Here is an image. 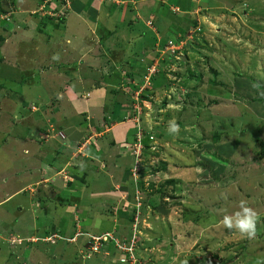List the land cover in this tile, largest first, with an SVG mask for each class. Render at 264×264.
<instances>
[{"label":"rangeland","instance_id":"rangeland-1","mask_svg":"<svg viewBox=\"0 0 264 264\" xmlns=\"http://www.w3.org/2000/svg\"><path fill=\"white\" fill-rule=\"evenodd\" d=\"M95 1L0 0V264H124L108 240L87 253L85 232L129 241L133 223L134 264H264V0ZM177 34L178 52L158 49ZM69 88L100 99L103 137L133 119L118 128L131 150L37 156L41 130L76 114ZM241 200L260 215L252 240L221 223Z\"/></svg>","mask_w":264,"mask_h":264},{"label":"crops","instance_id":"crops-1","mask_svg":"<svg viewBox=\"0 0 264 264\" xmlns=\"http://www.w3.org/2000/svg\"><path fill=\"white\" fill-rule=\"evenodd\" d=\"M90 1H91L92 5H95V6L97 5L95 0H90ZM161 1L164 2V5L166 6L167 3L165 1H169V2L171 1L172 2L173 0H161ZM176 1H178L180 5L183 3V0H176ZM192 1H193V3H195V0H191V2L188 3V5H190L189 7H192ZM169 7L172 8V6H169ZM177 7H179V6L177 5ZM159 8L160 7H155V9H156L155 13H157L156 16L158 14H160L161 12H163V11L160 12ZM84 9L85 8H83V12H84ZM185 10H188V8L186 7ZM80 11H82L81 8L79 9V12ZM160 18H161V16L159 15V19ZM161 19H164V18H161ZM28 24L30 25V23H28ZM160 29H161L160 25L157 26V30L159 31ZM25 30H28L27 31V33H28L31 31V28L25 29ZM71 32L73 33V31H71ZM68 34H70V33H68ZM177 37L179 38L180 35L177 34L176 36H173V37L161 39V41H159V43L158 42L156 43V46H158L159 50H162L164 47L167 46L166 43L177 44V43H180L181 41L184 42L182 40V38H180L179 40H176ZM157 38H159V37H157ZM167 40H169V42H166ZM139 62H141V63L138 66L145 68L144 63H142L141 60ZM129 64H128V66H129ZM126 78H127L126 81L128 83L130 79H128V77H126ZM68 91H71L69 96L67 95ZM64 93H65L64 94L65 95V102L71 103V105L75 109L76 114L73 112H70V118L69 119L64 118L67 121V122H64V125H62V124L57 125L53 121H51V123H54L55 125H57V128L60 130V132H62L63 134L65 133V135H67V137L65 139H62L63 141H61V139L58 138V135L56 133H52V134L50 133V134H48L47 137H45L46 136L45 130L47 127L42 129L41 130L42 134L44 132L45 133L43 136L41 134V137H40V139L41 138L43 139V141H41L42 142L41 146H39V144L36 146L35 151L37 153V156L42 157V153H44V150L48 151V152H49V150H53L55 152H59L61 150L65 154L69 155L72 150H74L75 148L81 147V144H83V141L85 139H87V140L91 139L92 140V142H90L89 145L86 147L87 150L88 151L90 150V153H92L91 156H97L98 155V157L102 159L106 155V153H104L106 151L105 150L102 151V149L111 148V146L112 147L115 146L116 149H119L120 152H123V150L125 152L124 148H127V147L123 146L121 143L128 140V135H129L128 130L132 129L133 127L129 128V129L127 128L124 130H120V131L118 128L125 123L133 124V119H127L126 121L115 123L114 124L115 127L113 129V132L109 135L106 134V137H103L104 133L102 135H100V133H98L99 130H94V132H92L90 129V127H92V126L95 129H98V128H96L97 120L95 119V117H96V109L99 108L98 105H100V103H101L100 99L96 98V96L94 95V91H91V90L86 91V89H84V91H82V89L78 91L77 89L74 90L72 88L71 89L69 88L68 90H65ZM93 99H95V100H93ZM115 108L122 109V106H119V107L115 106ZM113 111H115V110H113ZM113 111H112V113H113ZM112 115H115V114L113 113ZM74 116L78 117V118H76L75 122H73ZM80 117L83 118L81 121L82 123L77 122ZM60 120H63V118ZM60 120H58V121H60ZM55 122H57V121H55ZM112 141H113L114 145L110 144ZM35 151L33 152V155H34ZM51 155H53V154H51ZM117 156H118V158L114 157V159L118 164L117 165L118 170H120V168H122L121 165L123 166L124 164H125V168H126V163H125L126 158L125 157L127 155L123 154V156H121V155H118V153H117L116 157ZM54 159H56V156H53V160H50L51 164H53L56 161ZM116 159H118L119 162ZM68 160H69V158H68ZM88 161H89L88 163L92 166V168H95L97 170L100 169L99 172L102 173L101 168L99 166H97V164H95V165L91 164V162L93 161V157L92 158L88 157ZM127 188L128 187L126 186V184H124V182L121 181L120 189H119V187H118V189L114 188L112 190V192L115 193V190H118V193L116 192V194H119V192L121 193V192H124V190H128Z\"/></svg>","mask_w":264,"mask_h":264},{"label":"clouds","instance_id":"clouds-1","mask_svg":"<svg viewBox=\"0 0 264 264\" xmlns=\"http://www.w3.org/2000/svg\"><path fill=\"white\" fill-rule=\"evenodd\" d=\"M145 68H147V66H145ZM257 86L258 85H254V87H257ZM168 130L171 134H178L179 133V124L174 120L170 121ZM64 137H65V135H64ZM69 211L72 214L73 210H69ZM259 221H260L259 213L252 206H250L247 201L241 200L239 202L238 209L236 211H234L231 214L223 215L221 223L225 229H228L230 231L235 230L242 237L249 239V240H252V239H255L257 236V224ZM131 225H132V234L135 233V235L138 239V233H136L137 232L136 231V223H133ZM85 234L98 235L96 233H90V232L89 233L85 232ZM101 234H103V233H101ZM119 239L124 240L123 237H119ZM103 245H105V244L103 243ZM112 245H113V248H115V250L117 252V256H118V259L120 262V256L122 253L116 249L114 244H112Z\"/></svg>","mask_w":264,"mask_h":264},{"label":"built area","instance_id":"built-area-1","mask_svg":"<svg viewBox=\"0 0 264 264\" xmlns=\"http://www.w3.org/2000/svg\"><path fill=\"white\" fill-rule=\"evenodd\" d=\"M168 48L172 53H175L176 51L178 52V50H180V46L173 44V43L172 44L169 43ZM152 71H153L152 68L150 69L147 68V74L145 77L148 78V80L152 74ZM58 134L61 138L64 137V134L62 132H58ZM86 235L90 237L88 241L89 243L88 252L89 253L90 252L94 253L95 251H98V249H100V247L103 245V242L105 243L107 240H110L113 242L116 249L122 253L120 256V262L124 264H134L136 262L137 256H136V251L134 250V246H136L137 244V237L135 233L132 234L129 241H125L123 239H117V237L113 236L109 232H106L100 235H89V234H86Z\"/></svg>","mask_w":264,"mask_h":264},{"label":"trees","instance_id":"trees-1","mask_svg":"<svg viewBox=\"0 0 264 264\" xmlns=\"http://www.w3.org/2000/svg\"><path fill=\"white\" fill-rule=\"evenodd\" d=\"M188 3H189V0H183V3L181 4L182 6H183V8H185V6L187 5L188 6ZM186 9V8H185ZM196 24V23H195ZM198 28H199V26H197V27H195L194 28V31L195 30H198ZM200 29V28H199ZM185 51V50H184ZM145 74H144V78H145ZM143 96V95H142ZM115 106H117V107H119L120 105L119 104H116ZM113 113L115 114L116 112L115 111H113ZM97 127V126H96ZM98 128V127H97ZM98 130V129H97ZM60 131V130H59ZM64 135H65V133H64ZM67 137V135H65V137H63V138H61L60 136H58V138H60L61 139V141H63L62 139H65ZM111 145L113 144V141L110 143ZM123 146H126V147H128L129 148V150H131V148H132V143H130V142H128V140L127 141H124L123 143H121ZM114 145V144H113ZM262 146H261V152H260V156H264V143H262L261 144ZM70 182V183H69ZM72 182H75V183H79L80 182V184H84V181H83V177H79L78 178V176L76 175V176H74L73 177V179H72V181H68V183L69 184H73ZM65 205H67V207H72L73 205L71 204V203H66ZM121 210H123L122 209V207L120 206L116 211H117V215L119 214L120 215V212H121ZM134 211V210H133ZM70 213V212H69ZM69 220V219H68ZM71 223H73L75 226H77V224L75 223V220H73V221H71V220H69ZM103 220H101V219H98L97 218V225H99L100 226V224H101V222H102ZM53 227V226H52ZM97 234L98 235H100L101 234V232H97ZM85 235V234H84ZM88 236V235H87ZM88 239L87 240H85V242H84V247L86 248L88 245H89V243H88V241H89V239H90V237L88 236L87 237ZM104 243V242H103ZM108 243L110 244L111 243V241L110 240H108ZM137 243H138V239H137ZM104 244H106V246H107V242H105ZM105 247L104 246H101L100 247V249H104ZM88 252V251H87ZM136 256H137V253H136ZM138 258V257H137Z\"/></svg>","mask_w":264,"mask_h":264}]
</instances>
